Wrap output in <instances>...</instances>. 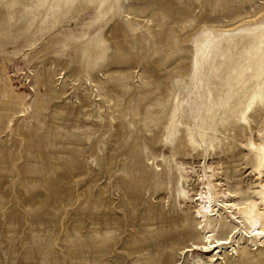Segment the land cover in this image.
<instances>
[{
  "label": "rangeland",
  "instance_id": "374dc122",
  "mask_svg": "<svg viewBox=\"0 0 264 264\" xmlns=\"http://www.w3.org/2000/svg\"><path fill=\"white\" fill-rule=\"evenodd\" d=\"M261 129L264 0H0V264L205 263L194 199L261 204Z\"/></svg>",
  "mask_w": 264,
  "mask_h": 264
},
{
  "label": "bare ground",
  "instance_id": "6f19581e",
  "mask_svg": "<svg viewBox=\"0 0 264 264\" xmlns=\"http://www.w3.org/2000/svg\"><path fill=\"white\" fill-rule=\"evenodd\" d=\"M258 131L261 132L259 142H253L251 146L256 155L255 165L258 170V175H256L257 179L264 175V129ZM231 141L233 142V140ZM182 191V200L189 199L185 190ZM197 194L198 197H196L194 201L198 207L196 208L193 220L199 225V229L202 232V240L204 242L201 245L192 244V250H199L201 253L204 252L206 254L212 251L216 252L214 255L207 254L205 263L200 261L199 264H216L217 259L220 257V252L223 251L227 245L232 247V245H230V234L237 229V224L243 226V231L249 238L255 240L264 239V185L260 184V189L258 191V198L261 204L257 203L251 197L241 201L219 200L214 197V192L208 183H206L203 190ZM217 202H220L223 205L225 202L226 208L236 210L240 215V217H233L236 219V222L234 223L236 225L230 227L228 232H226L228 229L226 224L218 219L217 216L215 218L213 217V212L215 211L214 208H217ZM180 231L190 233L195 232L193 228L190 229V227L184 223L182 224ZM218 232L226 233L227 235L219 237L217 236ZM236 244H239L238 239L236 240ZM234 249L235 247H232L229 251H233Z\"/></svg>",
  "mask_w": 264,
  "mask_h": 264
}]
</instances>
